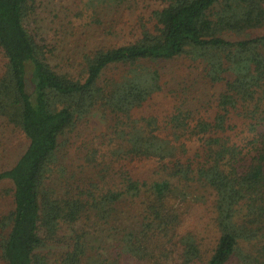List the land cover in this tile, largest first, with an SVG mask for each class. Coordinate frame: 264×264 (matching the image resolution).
<instances>
[{"label":"trees","instance_id":"obj_1","mask_svg":"<svg viewBox=\"0 0 264 264\" xmlns=\"http://www.w3.org/2000/svg\"><path fill=\"white\" fill-rule=\"evenodd\" d=\"M153 1L121 43L57 69L30 25L37 0H0V123L28 142L0 169V264H264V0ZM175 59L218 89L204 111L183 95L146 110ZM94 112L110 122L70 170L61 139ZM192 203L209 205L208 257L184 225Z\"/></svg>","mask_w":264,"mask_h":264},{"label":"rangeland","instance_id":"obj_2","mask_svg":"<svg viewBox=\"0 0 264 264\" xmlns=\"http://www.w3.org/2000/svg\"><path fill=\"white\" fill-rule=\"evenodd\" d=\"M37 4L38 8L31 18L30 25L38 37L43 39L42 43L52 50L47 57L57 69H64L63 66L72 62L68 60V56H73L74 53L81 54L94 43L105 41L104 36L106 40L110 39L108 43L116 40L121 43L125 38L124 31L139 17L138 14L148 11L150 5H156L153 0H109L103 8L96 9L94 13L86 6L85 0H37ZM108 26L119 28L120 36L117 37L116 34L112 37L106 36L103 27L106 32ZM228 37L234 39L233 36ZM158 68L162 75V91L150 101V105L146 108L148 111H165L170 103L179 97L178 95H183L188 103H197V109L204 111V106L202 109L200 107L201 103L205 104L218 90L201 80L202 70L199 65L195 66L187 60L162 61L158 64ZM207 108L205 107V110ZM109 122V119L102 117L100 112H94L85 124L79 125L77 130L61 139L59 156L68 169L77 168L83 163L82 157L87 145L106 130ZM27 144L22 134L1 124L0 169L13 164L26 149ZM147 166L150 165L141 163L138 167L144 172L148 169ZM1 186L10 187L11 184L7 181L0 184ZM204 197L207 202L208 199L210 200L207 194H204ZM190 200L189 198L187 204ZM181 205L185 207V202ZM11 206V200L5 198V201L0 202V212H7ZM209 211L207 203H192L183 215L184 225L196 233L205 251V257H208L209 250L216 240Z\"/></svg>","mask_w":264,"mask_h":264}]
</instances>
